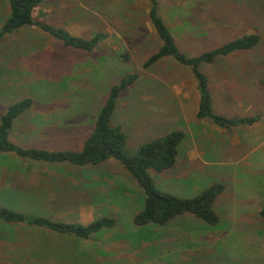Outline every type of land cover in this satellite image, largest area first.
Returning a JSON list of instances; mask_svg holds the SVG:
<instances>
[{"label": "rangeland", "instance_id": "rangeland-1", "mask_svg": "<svg viewBox=\"0 0 264 264\" xmlns=\"http://www.w3.org/2000/svg\"><path fill=\"white\" fill-rule=\"evenodd\" d=\"M158 4L187 56L244 35L259 36L254 47L199 67L208 79L215 112L227 117L260 115L255 124L230 131L198 119L200 91L192 67L174 57H164L149 69L142 66L161 46L145 0H47L37 7L36 19L86 39L101 33V41L93 51H84L65 47L39 26L6 34L0 39V117L9 104L31 98L32 108L14 121L11 141L23 147L81 149L110 87L121 76L138 73L139 80L121 93L112 116V125L127 133L126 152L135 154L144 143L172 130L184 131L177 164L152 176L161 191L180 197L224 183L215 203L220 222L209 225L187 213L168 226H137L134 215L144 206V193L114 159L88 175L77 167L78 181L73 184L58 174L46 175L59 177L64 185L57 197L73 192L67 199L73 205L56 202L55 213H42V207L21 204L22 195H39L42 204L49 202L46 191L32 192L29 186V179L37 182L39 173L6 167L18 162L9 159L11 153H0L4 206L75 222L81 200H94L99 202V214L117 222L84 239L0 219V264H264V217L259 213L264 207V0H158ZM9 14V0H0V28ZM229 134L237 135V146ZM246 135L252 141L243 142ZM188 151L194 153L191 160ZM236 155L245 157L237 165ZM86 180L91 183L88 188Z\"/></svg>", "mask_w": 264, "mask_h": 264}, {"label": "trees", "instance_id": "trees-1", "mask_svg": "<svg viewBox=\"0 0 264 264\" xmlns=\"http://www.w3.org/2000/svg\"><path fill=\"white\" fill-rule=\"evenodd\" d=\"M46 1L9 0L10 14L0 28V39L25 26H39L50 32L56 39L61 40L65 47L93 51L101 41V33H95L89 39L73 36L61 28L55 29L34 17L36 8L43 7ZM145 1L148 3L149 21L160 39L161 46L143 62L142 66L149 69L168 56L174 57L185 66H191L200 91L198 119L210 120L219 128L230 131L238 126H251L257 122L260 115L227 117L216 113L208 79L199 70V67L204 62H214L217 57L228 56L233 52L254 47L259 42V36L244 35L200 55L187 56L178 47L173 33L161 14L158 0ZM124 57L127 58V56ZM139 78L138 73H128L121 76L110 87L109 93L98 111L93 131L85 139L81 149L50 150L43 147H23L15 144L10 138L11 128L19 116L32 108L33 100L23 98L9 104L0 117V153H13L20 158L40 163L60 166L73 165L83 168L97 167L114 159L120 162L130 178L144 193V206L134 215V223L137 226L153 223L163 227L168 226L174 219L187 213L209 225H217L220 222V217L215 203L225 190L224 183L212 184L193 197H180L170 192L161 191L152 176V172L163 173L173 169L177 164L179 146L186 138L184 131L172 130L162 138H154L144 143L135 154L126 152L127 133L122 126L112 125V116L121 93L135 84ZM259 213L264 217V207ZM0 219L10 224H23L84 239L103 228L113 227L117 223L116 219L109 216H102L85 224L77 221L53 220L41 215L18 212L3 204H0Z\"/></svg>", "mask_w": 264, "mask_h": 264}, {"label": "crops", "instance_id": "crops-1", "mask_svg": "<svg viewBox=\"0 0 264 264\" xmlns=\"http://www.w3.org/2000/svg\"><path fill=\"white\" fill-rule=\"evenodd\" d=\"M232 135L233 134H229V137L231 136L230 142H232L233 146H237L236 143L239 139L237 138V135L235 137H233ZM30 138H34V135H31ZM247 141L248 142L252 141V139L246 135L245 138L243 139V142H247ZM189 151H188V156L191 160L194 157V153L193 152L189 153ZM221 157L223 158V160H225V159H227L228 156L224 155V157L223 156H221ZM242 157L245 158L244 156H237L236 155V158H239V160L236 158L234 160L236 165L240 164V159ZM9 159L11 161L18 162V164H16V165L11 164L9 166L7 165L6 167H15L18 170H20L26 174L30 173V169H33V171H36L37 173H39L37 176L38 177L37 182L30 181V179H29L28 183H29V186L32 187V192H34L35 189L37 188L39 191H42V192L46 191V193H48L46 195L48 197L49 202L44 203V204H42V202L40 201L41 199H40L39 195H35L37 197H35V196L34 197L25 196L24 197L22 195L21 204L23 206L28 205V207L34 206L36 208L42 207L41 208L42 213H55L56 212L55 207H57V203L64 205V207H66L65 205H67L68 203H70L68 206L73 205V203H71L67 200V199L70 200L72 198L73 192H71V194H62L60 197H57V194L62 192L61 190L64 187V185L62 184V182L58 181L59 177L57 179H51L50 177L46 178V175L58 174L61 176V178L65 179L66 181H68L71 184L77 183L78 180L74 176L75 173L77 172L76 171L77 167H75V166L74 167L73 166H56V167H53V166H49V165H40V162H35V161L28 160V159H23V158H20L13 153H11L9 155ZM189 165H190V162H189ZM32 167H34V168H32ZM82 168L83 167H79V173L81 172L80 170H82ZM83 171H84L85 175H88L89 173L92 174L95 171V167H92V168H86L85 167V168H83ZM11 174H12V171H11ZM5 184L7 186V189H9L8 188L10 186L9 182H5ZM88 184H91V183H90V181L86 180V188H88ZM41 196H43V194ZM28 197H29V199L32 198V200L37 201V203L30 204L31 201H29V199L27 201ZM61 197H63L62 200H64V203L59 202V200H61ZM77 197L78 196L75 195V198H77ZM75 205H77V204H75ZM103 205H108V204H103ZM99 207H100V205H99V202H97V201L92 200V201L83 202L81 200V203L78 204V207H75L76 208L75 211L77 210V217L75 218V221L85 224V223L92 222L93 220H95L99 217L107 216V214H99V212L101 211L99 209ZM78 211H79V213H78ZM21 225H23V224H21ZM38 229H41V230L49 233L47 230H44L42 228H38ZM170 236L171 235L169 233V237Z\"/></svg>", "mask_w": 264, "mask_h": 264}]
</instances>
